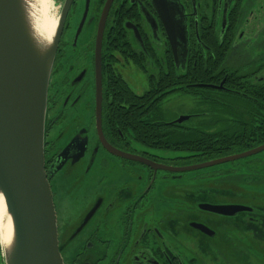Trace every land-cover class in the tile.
Wrapping results in <instances>:
<instances>
[{"label":"flooded vegetation","instance_id":"af4514ba","mask_svg":"<svg viewBox=\"0 0 264 264\" xmlns=\"http://www.w3.org/2000/svg\"><path fill=\"white\" fill-rule=\"evenodd\" d=\"M106 3L73 0L48 87L44 172L63 264H264V151L238 167L179 172L172 169L228 155L203 160L202 151L139 139L128 120L135 106L141 126L161 134L247 130L252 146L244 152L263 145L256 130L264 129V89L238 90L235 81L264 87V0ZM138 73L145 88L134 91ZM163 79L179 80L184 92H218L227 105L210 121L188 122L203 113L172 116L171 97L196 103L149 89ZM148 92L154 97L134 105V95ZM181 116L189 118L176 123ZM229 206L245 209L217 210Z\"/></svg>","mask_w":264,"mask_h":264},{"label":"water","instance_id":"95a60500","mask_svg":"<svg viewBox=\"0 0 264 264\" xmlns=\"http://www.w3.org/2000/svg\"><path fill=\"white\" fill-rule=\"evenodd\" d=\"M112 0H107L106 9ZM73 0H62L51 43L36 42L24 0H0V194L12 228V245L1 258L6 264H63L58 250L56 213L44 172V135L48 87L55 53ZM88 1L86 3L87 7ZM102 19L105 15V10ZM85 18L82 17L80 26ZM167 31L171 27L167 23ZM80 28V27H79ZM99 28L97 43L101 41ZM181 116L176 123L188 120ZM252 150L179 172L243 160ZM242 206L218 208L230 214Z\"/></svg>","mask_w":264,"mask_h":264},{"label":"trees","instance_id":"16d2710c","mask_svg":"<svg viewBox=\"0 0 264 264\" xmlns=\"http://www.w3.org/2000/svg\"><path fill=\"white\" fill-rule=\"evenodd\" d=\"M248 82L243 81H235V85L238 87V90L247 91L251 88L253 89H264L261 85H256L254 87H249ZM179 80L170 79L167 81L165 79L160 81H152L150 82V90H156L161 88L162 90H167L165 96H169L173 93L181 92L182 94L189 95L193 101H195L196 108H193L189 113H200L201 116H192L188 122H200V121H210V114L219 108V106L227 105V99L222 97L218 92L212 90H203L198 92V89L188 88L184 92L183 89L177 88L179 86ZM193 90H196L197 93H194ZM149 94L142 95L140 97L134 95V105L136 103H141L140 101H145L148 98L154 97L150 92ZM263 101V100H262ZM158 99L154 100L153 109L156 110ZM264 106V101L261 103ZM205 106L206 108H203ZM208 106V107H207ZM152 108V107H151ZM141 110V109H140ZM205 112V113H204ZM206 114V115H205ZM228 116L226 113H219L218 118H223V122H228L225 118ZM217 118V119H218ZM129 122L135 125L134 127V136L142 139V140H160L167 145V148L174 151H186L190 152H199L202 151L203 155L201 158L203 160H207L209 158L221 157L225 155H233L237 153L244 152L248 148H251L252 145H248L247 141V130H240L236 133H226V132H218V131H209L202 127H191L183 129V131H175L169 129L165 134L159 133L157 127L154 128H146L142 127L143 115L139 112V109H136L134 106V113H130L128 115ZM216 120V119H215ZM213 120V121H215ZM212 122V121H211ZM176 128V127H175ZM258 128V127H257ZM253 131L250 130V132ZM257 135L260 136V133H263L264 129L258 128L256 130ZM256 135V136H257ZM258 137V136H257ZM264 139V137H263ZM262 139V140H263ZM207 156V157H206ZM237 162V161H235ZM239 163H243V160H238ZM234 163V162H233ZM239 164V165H241ZM0 260L1 258V250H0Z\"/></svg>","mask_w":264,"mask_h":264},{"label":"bare ground","instance_id":"6f19581e","mask_svg":"<svg viewBox=\"0 0 264 264\" xmlns=\"http://www.w3.org/2000/svg\"><path fill=\"white\" fill-rule=\"evenodd\" d=\"M26 5L28 7V16L32 25V33L36 42L43 44L47 43L45 40V34L52 26V12L49 9H44L38 0H27ZM45 12V17H42V11ZM37 17H40L39 23L43 24V27L37 28ZM46 20V21H45ZM50 27L48 26V24ZM56 24V23H55ZM0 198H2L0 194ZM6 238H11V244L5 246L4 241ZM0 244L4 250H7L12 245V228L9 215L6 214L3 198L0 199Z\"/></svg>","mask_w":264,"mask_h":264},{"label":"rangeland","instance_id":"374dc122","mask_svg":"<svg viewBox=\"0 0 264 264\" xmlns=\"http://www.w3.org/2000/svg\"><path fill=\"white\" fill-rule=\"evenodd\" d=\"M42 11V17L44 18L45 17V12L44 10H41ZM52 14V13H51ZM58 15H59V11H58ZM46 21V20H45ZM48 24V22H46ZM48 26L50 27V25L48 24ZM136 79L134 81V91H140V90H143L145 88V77H143L141 74L138 73V75L136 74ZM169 106L171 107L170 110H171V115L173 116L174 114H178V113H181V114H184V113H187L189 114L190 110L193 109V105H192V102L191 100H180V99H177L175 97H171L170 98V102H169ZM175 112V113H173ZM211 131H217V130H211ZM218 132H224V131H218ZM184 155V154H182ZM230 156V155H228ZM190 163L191 161L190 160H187V161H181L182 164L184 163ZM241 164L239 163L238 161L237 162H234L233 163V166L234 167H238V165ZM232 163H226V164H222V165H218V166H214L212 168H209V169H202L200 171H205V170H210V169H226L228 166H231ZM199 171V172H200ZM198 171L196 172H191L189 174H196ZM255 192H257V189H254ZM59 192V190H58ZM262 192H264V189H262ZM60 194V195H59ZM59 196H63L64 195V192H59ZM61 207H57V212H58V215L60 216L61 215ZM61 218V217H60Z\"/></svg>","mask_w":264,"mask_h":264},{"label":"clouds","instance_id":"9594fccd","mask_svg":"<svg viewBox=\"0 0 264 264\" xmlns=\"http://www.w3.org/2000/svg\"><path fill=\"white\" fill-rule=\"evenodd\" d=\"M24 2H27V0H24ZM61 5H62V0H50V3L46 6V9H49L52 12V26L49 29V31L45 34V40L47 43H51L52 36L54 34L55 23L56 20L58 19V11ZM10 244H11V238L5 239L4 245L7 246ZM0 264H6V261L0 260Z\"/></svg>","mask_w":264,"mask_h":264},{"label":"snow or ice","instance_id":"6c2138e0","mask_svg":"<svg viewBox=\"0 0 264 264\" xmlns=\"http://www.w3.org/2000/svg\"><path fill=\"white\" fill-rule=\"evenodd\" d=\"M38 2L43 6L44 9H46V6L50 3V0H38ZM37 28L40 29L43 27V24L39 23L40 17H37ZM2 199V198H0ZM7 239V238H6Z\"/></svg>","mask_w":264,"mask_h":264}]
</instances>
